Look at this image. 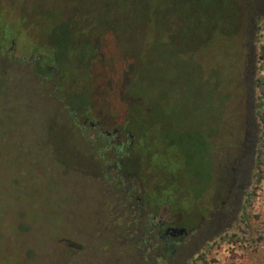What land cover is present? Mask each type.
<instances>
[{
  "label": "rangeland",
  "instance_id": "obj_1",
  "mask_svg": "<svg viewBox=\"0 0 264 264\" xmlns=\"http://www.w3.org/2000/svg\"><path fill=\"white\" fill-rule=\"evenodd\" d=\"M18 1L10 6L0 0V17L14 26L11 18L20 11ZM229 1L240 7L245 0ZM218 12L215 6L214 15ZM225 12L233 15L223 25L225 33L214 18L204 27L184 25V41L179 38L177 50H162L157 42L143 81L153 100L164 99L175 109L176 124L209 143L205 153L215 170V164L230 159V141H241L245 116L253 120L252 137L264 136L256 115L258 102L264 109V30L256 32L252 42V33L246 34L240 25L242 17L230 7ZM161 28L151 26L143 33L154 38L158 32L161 44L167 43V26ZM20 38L27 45L32 42L25 35ZM10 57L0 59V264H145V256L153 254L155 247L146 249L141 239L142 245H136L141 237L136 216L128 213L129 221L123 225L126 220L119 219L123 205H114L117 195L100 176H92L85 162L88 148L65 132L64 117L54 115L65 102L56 100L53 81L42 84V77L32 75L28 61L15 52ZM247 83L251 97L245 94ZM249 180L253 210H262L263 185L259 188L253 177ZM214 206L218 209L219 203ZM118 219L121 224H116ZM238 219L226 227L223 222L210 226L204 218L197 229L170 237L167 264H193V257L203 253L209 261L223 262L230 244H216L214 239L225 232L243 239L251 233ZM158 221L174 226L163 213L153 218L155 224Z\"/></svg>",
  "mask_w": 264,
  "mask_h": 264
},
{
  "label": "trees",
  "instance_id": "obj_2",
  "mask_svg": "<svg viewBox=\"0 0 264 264\" xmlns=\"http://www.w3.org/2000/svg\"><path fill=\"white\" fill-rule=\"evenodd\" d=\"M7 2L10 6L15 4V0ZM18 3L20 11L11 18L16 26L0 17V59L11 58V52H15L17 58L29 62L34 77L53 81L56 100L65 102L63 111L58 110V118L64 117L65 132L88 148L84 159L92 176H102L109 190L118 189L120 196L129 200L119 219L134 214L139 233L155 229L152 217L161 213L176 227L198 226L204 209L197 202L195 179L200 161H206L205 147L209 143L187 126L176 124L175 109L164 99L153 100L143 81L157 42L162 50H177L179 38L183 39L186 33L184 25L204 27L214 18L220 24L218 29L225 33L223 25L227 26L233 16L225 10L233 8V4L229 0H59V4L53 0H19ZM215 6L220 10L216 15ZM202 8L212 10L201 13ZM238 16L235 13V18ZM151 26L158 30L167 26V43L161 44L158 32L154 38L145 37L143 32ZM20 35L32 40L30 45ZM257 109L260 126L264 128L260 102ZM243 121L241 141L232 139L234 142L229 143L231 150L238 148L231 177L241 180L246 173L243 169L249 167V179L253 177L259 188L263 185L264 193V136L244 137L248 128L254 130V123L248 116ZM92 129L96 130L87 133ZM253 194L254 191L247 192L239 215L251 230L248 237L243 239L225 232L214 239L216 244H230L223 262L209 261L203 253L193 257V264H264V208L253 210ZM119 219L116 224H121ZM157 235L141 239L149 247H155L148 257L137 252L146 257L145 264H167L171 244ZM136 245L142 243L138 241Z\"/></svg>",
  "mask_w": 264,
  "mask_h": 264
},
{
  "label": "flooded vegetation",
  "instance_id": "obj_3",
  "mask_svg": "<svg viewBox=\"0 0 264 264\" xmlns=\"http://www.w3.org/2000/svg\"><path fill=\"white\" fill-rule=\"evenodd\" d=\"M233 10L242 17L243 23L240 25L241 27H244L246 34L247 32L252 33L251 41L253 42L255 33L264 30V0H245L243 2V5H241L240 7H238V5L235 6L234 4ZM252 59H254V56H252ZM251 70H253L252 66ZM41 81V83L44 85L49 83L48 78L42 77ZM252 82L253 81L251 76V78L249 79V83L251 84ZM250 84L247 83L245 85V94L247 97H251L252 87ZM56 112L57 113H53L56 117H58V111ZM251 131L252 133L254 132V130L248 128L244 133V137L251 135ZM211 145L212 144H210V151L212 147ZM206 148H208V146H206ZM237 149L236 147L233 148V150L231 151V153L233 154L230 155V159L229 157L227 158L228 160L225 161V164L223 163L224 165L215 164L216 170L214 169V162L213 164H211V160H208L207 157L205 162L200 161L197 167L198 178L196 177L195 179V185H197V190L199 191L197 202L199 203L200 207L204 209V215L201 216L199 224L204 218H212L210 221L208 220L210 226L214 224L220 225L223 222L226 227H229L232 223L239 220L238 218L242 208L243 200L247 195L250 185L248 176L250 169L249 167L243 169L242 172L246 173L242 174L241 180H235L233 177H231V171L233 169L232 165L234 164L233 158H235L236 156ZM210 151L208 154H210ZM244 174H246V176ZM100 178L102 179V176H100ZM101 182L104 183L103 179L101 180ZM108 187L109 186H107V188ZM111 191L113 194L117 195L114 205L121 203L123 207H128L129 200L126 201L125 199H123L120 196V192H118V189L112 188ZM215 203H219L218 209L215 208ZM132 210L133 209H129L130 212ZM123 211L121 210L119 214L121 215ZM153 218L154 217H152V220ZM125 220L126 222L123 225H125L129 221L128 218H126ZM156 226L157 227L155 229L140 233L141 238H139L138 241H141L140 239L144 240L145 238H150L155 234H158L157 236L159 238H164L166 241L170 242V237L173 236L169 235L167 232H165V230L166 228L172 226L167 224L165 225L163 221H158L156 223ZM174 227H176V225H174ZM195 229H197V226L185 230L186 233H188ZM186 233L183 232L182 234ZM145 246L146 249L149 247L147 244H145Z\"/></svg>",
  "mask_w": 264,
  "mask_h": 264
},
{
  "label": "water",
  "instance_id": "obj_4",
  "mask_svg": "<svg viewBox=\"0 0 264 264\" xmlns=\"http://www.w3.org/2000/svg\"><path fill=\"white\" fill-rule=\"evenodd\" d=\"M90 125H92V124H90ZM165 232H167L171 236H174V235H180L183 232L186 233V230L184 228H182V227H174V226H172V227L166 228Z\"/></svg>",
  "mask_w": 264,
  "mask_h": 264
}]
</instances>
